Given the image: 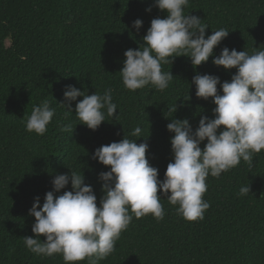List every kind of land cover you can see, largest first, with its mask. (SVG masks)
Segmentation results:
<instances>
[{
    "label": "trees",
    "instance_id": "1",
    "mask_svg": "<svg viewBox=\"0 0 264 264\" xmlns=\"http://www.w3.org/2000/svg\"><path fill=\"white\" fill-rule=\"evenodd\" d=\"M184 13L208 26L205 38L214 30H229L215 56L224 47L249 54L264 50V0H189ZM166 15L154 0H0V264H66L62 253L37 255L24 244V236L34 235L35 217L29 215L34 198L39 196L42 206L55 175L70 169L84 175L99 206L104 195L99 174L110 166L93 159L95 149L124 136L146 142V157L163 179L173 160L174 133L166 127L171 119L186 118L195 131L201 116L214 118L216 105L211 97L195 95L192 78L212 74L230 82L236 69L216 66L212 57L195 67L187 56L172 63L169 58L161 68L174 77L163 91L152 85L131 91L123 84L119 71L125 51L144 47L151 20ZM137 18L143 21L139 31L132 27ZM68 85L89 95L111 89L118 115H106L98 129H89L74 112L83 97L71 102L73 111L60 103H67ZM44 100L55 109L47 131H26L27 117ZM175 104L173 113L169 109ZM65 125L73 132L63 131ZM136 127L147 138L132 136ZM206 184L203 199L210 206L202 220H186L178 205L158 192L164 218L133 214L114 251L92 259L96 264H264V150L253 154L252 167L241 159L219 177L209 175ZM246 185L250 192L240 195ZM70 190L71 182L55 195Z\"/></svg>",
    "mask_w": 264,
    "mask_h": 264
},
{
    "label": "clouds",
    "instance_id": "2",
    "mask_svg": "<svg viewBox=\"0 0 264 264\" xmlns=\"http://www.w3.org/2000/svg\"><path fill=\"white\" fill-rule=\"evenodd\" d=\"M188 3L189 0H154V6L167 15L151 20L142 38L145 46L127 49L119 72L128 90L152 85L163 91L174 77L171 71L163 72L161 68L162 63H169V58L172 63L177 56H187L195 67L212 57L216 66H223L225 70L235 68L230 82L221 83L220 77L212 74L197 73L192 78L195 95L205 100L211 97L216 105L212 110L214 118L201 116L195 131L188 119H171L166 127L174 133L170 138L173 160L167 164L163 179L146 157L149 148L146 142L137 144L136 139L124 136L119 142L95 149L93 159L110 166L109 171L99 174L104 192L99 206L92 186L84 182V175L71 169L55 175L53 190L45 194L42 206L37 196L29 210V215L35 217L34 235L24 236V244L33 253L43 256L62 253L66 264L86 258L96 264L92 258L105 259L114 251L133 214L136 218L148 214L157 220L164 218L162 195L171 205H178L177 213L186 220H202L210 206L203 199L207 177H219L236 167L241 159L252 167L253 154L264 150V50L249 54L224 47L218 56L213 55L214 48L228 36L229 30L220 28L205 38L208 26L200 17L184 13ZM146 11L150 12L151 6ZM142 24L137 18L132 27L139 31ZM64 97L67 103H60L69 111H73L71 102L83 97L76 103L74 112L93 131L106 121V115H118L111 89L102 95L96 91L89 95L68 85ZM169 111L174 113L176 104ZM54 114L55 109L47 100L35 105L26 119V131L43 135ZM62 130L72 133L74 129L65 125ZM141 133V127H136L131 135L145 137ZM205 140L207 143L201 148ZM69 182L70 191L55 195ZM249 192L250 187L246 185L240 188L239 194ZM41 234L46 239L41 240Z\"/></svg>",
    "mask_w": 264,
    "mask_h": 264
}]
</instances>
